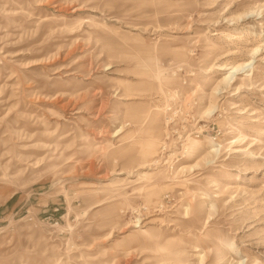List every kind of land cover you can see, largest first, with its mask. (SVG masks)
Masks as SVG:
<instances>
[{"label":"rangeland","instance_id":"1","mask_svg":"<svg viewBox=\"0 0 264 264\" xmlns=\"http://www.w3.org/2000/svg\"><path fill=\"white\" fill-rule=\"evenodd\" d=\"M0 264H264V0H0Z\"/></svg>","mask_w":264,"mask_h":264},{"label":"bare ground","instance_id":"2","mask_svg":"<svg viewBox=\"0 0 264 264\" xmlns=\"http://www.w3.org/2000/svg\"><path fill=\"white\" fill-rule=\"evenodd\" d=\"M237 68L238 67L228 68L226 72L222 74V77L220 78V82L227 84L226 86L230 85L234 79L233 78L234 73L238 70ZM241 139H242L241 135L236 136L235 138H233V140H230L229 142H227V148H231L234 144H237L238 142H240ZM216 151L217 150L215 148H210V151L206 152V156L210 157L212 154H216Z\"/></svg>","mask_w":264,"mask_h":264}]
</instances>
